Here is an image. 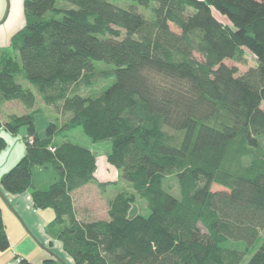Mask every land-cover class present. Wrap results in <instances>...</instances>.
I'll return each instance as SVG.
<instances>
[{"label": "trees", "instance_id": "obj_1", "mask_svg": "<svg viewBox=\"0 0 264 264\" xmlns=\"http://www.w3.org/2000/svg\"><path fill=\"white\" fill-rule=\"evenodd\" d=\"M132 1L154 18L109 0L23 1L24 25L10 52L0 49V104L30 107L21 78L68 119L42 137L35 113L0 122L11 134L26 129L25 154L0 186L31 189L34 208L52 210L48 227L73 264H264V0ZM244 51L254 67L238 74L224 64ZM97 78L113 82L98 96L79 93ZM78 127L110 142L107 162L135 193L114 195L107 220L78 219L71 197L96 182L94 154L53 144ZM36 166L53 171L45 190L32 185ZM134 195L147 215L129 213ZM8 248L0 213V251Z\"/></svg>", "mask_w": 264, "mask_h": 264}, {"label": "rangeland", "instance_id": "obj_2", "mask_svg": "<svg viewBox=\"0 0 264 264\" xmlns=\"http://www.w3.org/2000/svg\"><path fill=\"white\" fill-rule=\"evenodd\" d=\"M114 5L121 7V8H130L135 7L138 8V11L148 20H152L154 18L153 13L150 10H145L141 8L137 3L133 2L132 0H109ZM224 23H227L225 19H222ZM170 28L173 31H177V29L171 25ZM8 52H10V49L8 48ZM198 57V56H197ZM224 64L228 67H235L238 70V74H243L246 72L249 68L254 67L256 64L255 57L247 52L244 51L243 58L241 61H235L226 59L224 60ZM98 68L106 70L108 68L107 65H104L102 63H98ZM18 82L23 85V87L27 88L29 91H31L33 95V101L31 102L30 107H25L23 103L17 100H7L3 101L0 104V120L4 121L12 116H19V115H27L30 113H35L34 119H35V127L38 134L42 137L45 134V128L48 125V123L52 122L58 126H62L68 119V115L61 116L57 115L53 109L49 106H46L41 98L36 94L35 90L31 85L26 83L23 79L19 78ZM113 82V79L104 80V79H98L94 85H92L90 88H81L79 90V93L83 96H98L105 88H107L111 83ZM262 108L264 109V104H262ZM22 129L16 136H13V140H8V143H13L11 146L13 148L16 147V142L22 143V136L25 135L26 129L25 127L20 128ZM53 141L58 144L64 141H69L74 144L81 145L82 147L88 148L92 154H94L96 159V165L97 169L105 168L104 172H106L107 176L102 177L101 174L104 173H98V171H95V183H90L75 192L71 194L73 205L75 208L76 216L80 220H96V219H102L107 220L108 219V201L111 200L114 195L117 193L124 192L127 195L135 194L133 190L131 189L130 185L124 182L120 179V177L117 178V173L114 167H112L107 162V155L110 151V142L109 141H102V142H92L81 130V128H75L71 131H67L63 134H57L53 137ZM261 146L264 149V137L261 138ZM10 146V147H11ZM12 151L10 148H8V154ZM10 161H8L9 163ZM35 168V167H34ZM38 167L36 166L35 170ZM40 180L38 181L39 185L43 184L42 188L47 189L49 186L50 181L53 178V171L52 169H40ZM105 175V174H104ZM164 189H166L168 192H171L175 196L177 195V183L174 177H168L164 181ZM221 188L218 186H214L213 190H220ZM134 202L131 205L130 214H141V215H147V207L146 203L137 197V195H134ZM48 212H52V210L49 209ZM19 223L21 224L23 230H24V240L25 242H29L30 245L34 246L36 249L35 254L39 255L40 257H44L47 255L43 248L36 243V237L32 235L28 227L24 224V222L19 219V217L16 216ZM264 237V229L260 231V239ZM56 239V238H55ZM30 240V241H29ZM59 241L58 239H56ZM260 241V240H259ZM60 242V241H59ZM20 244L19 242H17ZM61 243V242H60ZM25 245V244H24ZM256 245V244H255ZM37 247V248H36ZM233 247H239L238 249L243 250L244 244L242 242H235ZM63 250V249H62ZM252 252V247H248L247 254L245 256V259L248 258V256ZM49 253V252H48ZM52 257H56L52 254V252L49 253ZM58 259V257H56Z\"/></svg>", "mask_w": 264, "mask_h": 264}, {"label": "crops", "instance_id": "obj_3", "mask_svg": "<svg viewBox=\"0 0 264 264\" xmlns=\"http://www.w3.org/2000/svg\"><path fill=\"white\" fill-rule=\"evenodd\" d=\"M24 0H0V49L8 53V43L10 38L19 31L24 25ZM1 118V116H0ZM0 120V122H5ZM22 129L15 134L8 133L1 129L0 134L6 142V146L0 150V180L19 159L25 154V138L23 135L22 143L16 142L13 148L11 141ZM38 133V132H37ZM39 135V134H38ZM8 140H11L8 143ZM54 145H58L53 141ZM11 146V147H10ZM8 148L12 151L8 154ZM8 161H10L8 163ZM36 168V167H35ZM32 170V185L36 189L45 190L43 184L39 185L40 168ZM105 168H99L97 171L102 177L107 176ZM51 182V181H50ZM49 209H36L31 199V189L21 194H9L0 186V213L9 240V248L0 251V264H18L16 258H22L20 264H73L71 258L62 250V245L51 233L48 223L53 219V214ZM19 217L28 227L32 235L36 237V243L40 245L45 253L44 257L36 255V249L24 240V230L19 223ZM56 238V239H55ZM30 241V240H29ZM17 242H21L18 244ZM25 244V245H24ZM37 248V247H36ZM58 257H52L49 253Z\"/></svg>", "mask_w": 264, "mask_h": 264}, {"label": "built area", "instance_id": "obj_4", "mask_svg": "<svg viewBox=\"0 0 264 264\" xmlns=\"http://www.w3.org/2000/svg\"><path fill=\"white\" fill-rule=\"evenodd\" d=\"M29 140V143L31 142V139H28ZM16 262L18 263V264H20L21 262H22V258H20V257H17L16 258Z\"/></svg>", "mask_w": 264, "mask_h": 264}]
</instances>
